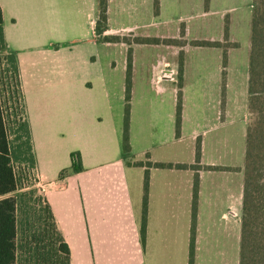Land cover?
Here are the masks:
<instances>
[{"label":"crops","instance_id":"obj_1","mask_svg":"<svg viewBox=\"0 0 264 264\" xmlns=\"http://www.w3.org/2000/svg\"><path fill=\"white\" fill-rule=\"evenodd\" d=\"M136 3L137 0H107L106 27L99 34V0H0L3 53L15 57L16 88L38 185L55 228L68 246L70 264H188L196 174L195 235L204 225L200 206L205 195L206 202L212 200L219 190L215 181L224 177L228 179L225 192L228 197L234 196L235 206L229 205L228 213L221 218L233 221L240 238L242 175L238 193L237 189L233 193L229 185L236 167L204 161L205 144L201 138L198 170L192 169L200 136L192 135L195 146L186 150L177 146L162 148L164 143L177 145L183 140L182 111L179 138L174 135L173 114L168 117L173 132L167 141L160 142L158 149H141L130 122V151L127 155L122 151L126 67H122L123 75L116 82V65L110 53L113 43L102 38L123 30H115V18H133ZM138 27L131 23L124 30ZM140 133L145 138L144 128ZM73 152L80 155L82 171L60 178L62 170L70 168ZM136 162L185 167L147 169L133 165ZM208 166L221 169L204 168ZM239 170L241 173L242 168ZM198 252L197 236L194 264L200 259Z\"/></svg>","mask_w":264,"mask_h":264},{"label":"rangeland","instance_id":"obj_2","mask_svg":"<svg viewBox=\"0 0 264 264\" xmlns=\"http://www.w3.org/2000/svg\"><path fill=\"white\" fill-rule=\"evenodd\" d=\"M136 5L133 18L115 15V30H123L112 34L120 42L113 43L110 53L117 82L123 75L122 67H126L128 50L131 52L133 92L129 125L131 122V129L134 128L137 147L158 149L159 143L166 142L168 134H172L168 117L175 114L180 83L183 140L177 145L164 143L162 148L177 146L186 150L195 146L191 136H200L197 139L202 138L205 144L204 161L236 167L229 185L233 193L235 189L238 193L248 123L252 0H159L157 12L153 0H137ZM131 23L139 27L124 30ZM6 56L0 52V99L19 186L9 195L18 202L16 264H35L36 242L48 245L52 232L43 212L37 172L22 154L27 144L18 125L25 121L15 116L23 118V110L16 80L7 72L11 64ZM141 128L146 130L145 138ZM218 178V194L209 202L205 195L200 206L205 221L197 235L198 264H238L239 229H235L233 221L221 218L228 213L229 205L235 206L234 196L228 197L225 192L228 179Z\"/></svg>","mask_w":264,"mask_h":264},{"label":"trees","instance_id":"obj_3","mask_svg":"<svg viewBox=\"0 0 264 264\" xmlns=\"http://www.w3.org/2000/svg\"><path fill=\"white\" fill-rule=\"evenodd\" d=\"M159 0H153L157 12ZM99 16L96 23V30L102 34L107 22V0H99ZM2 10L0 8V52L5 51V43L2 34ZM227 37V32H226ZM104 42L115 43L120 39L115 36H104ZM214 45L218 44L215 43ZM7 55V54H6ZM225 58V52L223 53ZM11 66L7 70L18 85V71L15 57L7 55ZM248 70H247V96L246 110L248 123L245 132V151L243 165L242 202L240 218V238L238 248V264H264V0H252V13L250 19V35L248 48ZM131 52L128 50L125 72L124 89V116L122 131V151L128 154L130 151L128 140L129 129V102L131 99ZM177 104L175 111V138L180 137L181 126V89L178 83ZM16 85V87H17ZM18 120L20 117L15 115ZM18 131L26 139L27 147L22 154L33 164L31 145L26 124L19 123ZM200 142L197 140L195 146V165L192 169L198 170L197 164L200 161ZM71 166L62 170L60 178L66 175L76 174L82 171L80 155L77 152L70 154ZM135 166H144L147 169H183V165H172L163 163H141L136 162ZM208 170H220L218 167H204ZM145 170L143 183V209L140 227L142 243L145 235L148 170ZM19 190L18 180L12 165V151L10 147L4 111L0 99V264H16L17 254V220L16 213L18 202L9 197L10 194ZM198 175H195L193 185V200L191 210V229L188 248V264H194L195 257V222L197 209ZM25 193H22V197ZM43 212L46 214L52 234L48 245L36 242L34 248L35 264H70L69 249L62 236L57 232L53 215L44 199ZM45 236V233H43Z\"/></svg>","mask_w":264,"mask_h":264},{"label":"built area","instance_id":"obj_4","mask_svg":"<svg viewBox=\"0 0 264 264\" xmlns=\"http://www.w3.org/2000/svg\"><path fill=\"white\" fill-rule=\"evenodd\" d=\"M18 102H20V100H18ZM19 108L21 109V106H20ZM20 109H19V110H20ZM22 110H23V108H22ZM20 111H21V110H20ZM18 117H20V118L23 120L22 116L18 115ZM37 180H38V177H37Z\"/></svg>","mask_w":264,"mask_h":264}]
</instances>
